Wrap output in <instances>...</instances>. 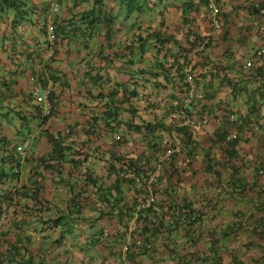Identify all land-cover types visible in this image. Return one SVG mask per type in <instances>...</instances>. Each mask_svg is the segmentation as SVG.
<instances>
[{
    "label": "crops",
    "instance_id": "0c3cea01",
    "mask_svg": "<svg viewBox=\"0 0 264 264\" xmlns=\"http://www.w3.org/2000/svg\"><path fill=\"white\" fill-rule=\"evenodd\" d=\"M24 1L23 14L0 4V264H264L262 105L250 116L261 130L237 141L236 157L217 138L229 114H249L244 90L231 84L259 85L258 64L245 65L264 40V4L217 0L215 29L208 0H142L134 12L123 0ZM38 82L41 96L50 90L47 116L33 94ZM187 98L193 115L183 123L175 109ZM115 108L122 124L105 113ZM200 110L209 122L193 125ZM148 120L170 127L166 147L183 141L182 126L197 144L194 158L193 147L172 163L165 151L143 158L160 195L130 217L135 188L121 183L119 199L103 191L116 181L113 156L151 155L125 126ZM185 205L199 214L189 233L170 213ZM138 239L145 246L132 245Z\"/></svg>",
    "mask_w": 264,
    "mask_h": 264
},
{
    "label": "trees",
    "instance_id": "16d2710c",
    "mask_svg": "<svg viewBox=\"0 0 264 264\" xmlns=\"http://www.w3.org/2000/svg\"><path fill=\"white\" fill-rule=\"evenodd\" d=\"M142 0H123V3L127 6V9L129 12H134L136 10H140L142 5H141ZM0 4L3 8H11L13 7L14 9H16L18 14H23L25 12V1L24 0H0ZM253 73L255 75L254 79L259 82V85H256V88L251 89V87L248 86L247 83H245V86H242L244 88H240L241 82H236L234 84H231L233 93H236V90H240L245 92V97L247 98V102L250 104L248 105V112L249 114L244 117L242 115H240V117H237L236 121H231L228 118H225V122L223 121V124L221 125V128H219V130L217 131V138H219L218 142L224 143V144H228V149H229V156L230 157H236V151H235V147L237 144V140H232V141H228L226 139L227 134L229 133L230 130H232V128L235 126L239 131H243L245 128H247L248 126H250V116L256 117L259 115L260 111H262L260 105H262V107L264 108V102L262 103L261 100L264 99V62L261 64H258V66L255 67V69L253 68ZM258 79V80H257ZM250 85H253L254 82L251 81V79L248 80ZM242 92V93H243ZM117 95V92L115 90L110 91L109 93V98L111 101H113L115 99V96ZM135 90L131 91L130 93L123 91V96L126 99H129V97L131 96H135ZM199 100H201V98H199ZM125 101V100H124ZM184 104V103H183ZM183 104L181 103L180 105H178V107H176L175 111L177 112L178 116L180 114V111L183 107ZM186 113L187 115L192 114L191 109L186 107ZM116 108L115 109H108L106 110V114L109 115V117L112 119V121H115L116 118L113 116H116ZM202 115H205L203 111H201ZM198 114L201 116V114L198 111ZM251 114V115H250ZM193 115V114H192ZM198 116V117H200ZM118 122V120H116ZM109 123V122H108ZM118 124H122V122H118ZM127 125V133L128 131L134 132V133H139V135H141L142 137V141L143 144H145L146 148H148V152L151 151V155L149 157L146 156H125V155H118V156H113V159L111 161V169L114 172L115 176H116V181L107 189V192H105V190L103 191V196L105 195H115V197L117 196V198L119 199V195H120V189L119 186L121 185V183H126V185H129L128 188L133 192V187L134 186H139L140 184L138 183V181L136 180V178H139L141 181L147 176L149 175L148 173H150L151 171L153 172L155 170V168L153 170H151L150 167H147V164L144 165L142 164V160L143 158H145V163H147V161H150L153 158H157L158 154L161 153L162 151H165L168 147H166L165 145V141H164V134L161 133L163 131H166L167 129H170L169 126H167L163 121L160 120H148V121H144L142 123L139 124H134V123H127L125 124V126ZM179 132L183 133V141H182V150H184L185 147H193V153L190 152V155L193 156L194 158V151H195V147L197 144V141L195 139L192 138L191 134H190V128L188 126H182V128H179ZM243 135L244 137V132L241 134V136ZM127 135H121L120 139L118 140V143L120 144H125L128 141V138L126 137ZM60 142L61 140H55L53 139L52 143V149L53 152L55 153H60L59 150V146H60ZM191 150V149H190ZM189 150V151H190ZM192 151V150H191ZM174 156L176 155H171V157L165 159L168 163H172L174 160ZM190 156V157H191ZM151 170V171H149ZM15 174V173H13ZM18 174H15V176H17ZM38 188V187H37ZM101 190L103 188H100ZM154 193L156 195H160L159 193V188H158V183L155 184L154 186ZM133 199L135 200L134 196ZM157 201L153 204V206H151L150 208H147L143 211H140V213H144V212H148L151 211L152 209H154V207L156 206ZM136 204H137V200H135L133 202V205H128L125 207V213H127V216L130 214V217L134 216V212L136 209ZM175 207L173 208V211H170L172 218L174 219L175 222L178 223H185V230H187V233H189L191 231V228H193V225L195 223H197L198 218H193V216L195 214H198V211L194 210V208H192L191 206H182L181 210L178 211H174ZM177 214V217H173L175 216L174 214ZM173 214V215H172ZM59 219L54 220V223H58ZM143 230H140V228H135L134 231V237L140 236L142 234ZM139 240V239H138ZM137 240V241H138ZM134 242L132 243V245L134 244V246H139L138 242ZM141 245L145 244L143 242L140 243ZM131 245V248L128 247V250L130 249V252L132 251L133 247ZM135 248V247H134Z\"/></svg>",
    "mask_w": 264,
    "mask_h": 264
},
{
    "label": "built area",
    "instance_id": "2783aa9c",
    "mask_svg": "<svg viewBox=\"0 0 264 264\" xmlns=\"http://www.w3.org/2000/svg\"><path fill=\"white\" fill-rule=\"evenodd\" d=\"M216 1L217 0H208V6L210 8L212 26L215 29H218L221 27V20H220L221 10ZM262 3L264 4V0H255V6L257 7H259ZM54 27H55L54 20L51 19L48 22L47 27H46V30L48 33V39L51 42H54L56 40ZM205 44H202L201 46L204 47ZM263 62H264V40H262V46L253 53V56L251 55L247 59L245 67L250 68L251 66L253 67L256 64H261ZM194 74L195 73H193V71L189 73L186 79L187 83H190V84L194 83ZM42 89H43L42 84L38 82L37 85L34 87L33 94L35 96V99L40 103L39 106H40L41 113L44 115H47L49 113L50 104H51L50 99H49L50 90L45 89L44 96H41L40 92ZM189 102H190V98H187L179 114V116L183 117V123L190 121L188 118H186L188 116L186 113L187 112L186 105H188ZM236 118L237 117H235L234 114L228 115V119L231 121H236L237 120ZM192 120H193V125H196V126L204 125L209 122V115L208 114L201 115L197 119H192ZM260 127L261 125L257 122H250V126L245 128L241 132L234 126L232 130H230L229 133L227 134L226 139L228 141L240 139L241 137H243V135L241 136L243 132H244V137H248L250 134L252 135L254 133H259V131L261 130ZM116 138L120 139V136L117 135ZM182 147H183L182 141L177 140V143L175 145L172 144L170 147H168L165 150V158H169L171 155L180 153L182 151ZM260 173L261 174L264 173L263 168L261 169ZM148 174L149 175H147L142 181L139 178H136V180L138 181L140 185L133 187V189L135 188L133 196L135 200H137L136 209H135L137 214L140 213V211L150 208L157 201L156 195L154 193V186L155 184L159 183L160 180H159V177L156 175V173L150 172ZM198 217H199V214H195L193 216L194 219ZM137 242H138V245H141L140 240H138ZM125 249L128 250V246Z\"/></svg>",
    "mask_w": 264,
    "mask_h": 264
},
{
    "label": "clouds",
    "instance_id": "9594fccd",
    "mask_svg": "<svg viewBox=\"0 0 264 264\" xmlns=\"http://www.w3.org/2000/svg\"><path fill=\"white\" fill-rule=\"evenodd\" d=\"M54 23H55V20H54ZM48 24V23H47ZM47 24H46V27H47ZM45 27V28H46ZM55 27H56V25H55ZM54 31H55V35H56V38H57V33H56V30H55V28H54ZM46 34H47V37H48V33H47V30H46ZM37 101V100H36ZM38 102V101H37ZM51 102V101H50ZM39 103V102H38ZM40 104V103H39ZM39 108H40V106H39ZM50 108H51V105H50ZM50 114V109H49V113L47 114V115H49ZM47 115H45V116H47ZM120 137H121V134H118ZM123 136V135H122ZM117 137V136H116ZM117 139V138H116ZM117 140H119V139H117ZM173 144V143H172ZM171 144V145H172ZM170 147V146H169ZM18 148V151H22V147H17ZM19 148H21V149H19ZM171 157V156H170ZM164 159H167V158H165L164 157Z\"/></svg>",
    "mask_w": 264,
    "mask_h": 264
},
{
    "label": "rangeland",
    "instance_id": "374dc122",
    "mask_svg": "<svg viewBox=\"0 0 264 264\" xmlns=\"http://www.w3.org/2000/svg\"><path fill=\"white\" fill-rule=\"evenodd\" d=\"M154 85H155V83H154ZM149 112L150 113L154 112L153 108H150V111ZM161 153H163V152H161Z\"/></svg>",
    "mask_w": 264,
    "mask_h": 264
}]
</instances>
